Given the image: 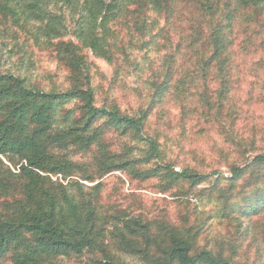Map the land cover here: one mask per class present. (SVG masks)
Listing matches in <instances>:
<instances>
[{
  "label": "rangeland",
  "instance_id": "374dc122",
  "mask_svg": "<svg viewBox=\"0 0 264 264\" xmlns=\"http://www.w3.org/2000/svg\"><path fill=\"white\" fill-rule=\"evenodd\" d=\"M21 1L0 0V5L12 10L0 9V74L24 79L26 87L45 93L66 92L71 88V74L58 48L73 43L87 69L83 84L91 88L97 107L115 106L122 114L136 115L152 106L140 136L121 135L100 121L96 128L103 149L140 160L142 171L155 168L159 162L177 173L187 170L205 177L194 187L183 183L163 191L166 181L161 177L141 180L128 172L102 174L97 168L98 143L83 149L71 144L52 145L49 149L54 155L75 165L65 176L40 173L54 184L58 196L65 192L77 201L89 199L104 215L116 220L144 216L165 220L174 227L192 225L198 232L195 249L212 251L233 263L264 264V209L243 212L254 203L259 190L264 193V167L247 168L236 184L230 183L234 166L247 167L256 154L264 153V50L251 47L242 60L238 59L236 72L228 76L238 86L226 94L228 102L213 119L205 118L197 106L184 108L180 93L171 87L177 81L173 67L180 65L175 59L177 40L180 35L188 36L198 15L207 18L204 30L213 21L224 31L226 47L239 43L238 0L237 5L234 0H103L104 12L110 14L102 29L111 63L95 56L79 38L88 30V21L82 23L83 0L41 1L39 11L48 21L31 17ZM191 2L197 5L196 12ZM165 3L169 5L164 8ZM258 13L264 20L263 7ZM181 71L187 73L183 63ZM159 86L160 96L156 95ZM78 107L79 103L72 101L58 108L56 128L64 130L72 125L78 118ZM147 139L156 142L158 160L142 161L149 151ZM16 162L0 155L3 178L15 179L9 178V172L17 174L25 164ZM186 191L190 203L185 206ZM109 250L120 264H147L114 247ZM11 257L8 253L0 264H12ZM53 264L81 263L60 257Z\"/></svg>",
  "mask_w": 264,
  "mask_h": 264
},
{
  "label": "trees",
  "instance_id": "16d2710c",
  "mask_svg": "<svg viewBox=\"0 0 264 264\" xmlns=\"http://www.w3.org/2000/svg\"><path fill=\"white\" fill-rule=\"evenodd\" d=\"M41 1L21 2L31 17L48 21L39 11ZM83 2L82 23L88 21V30L79 38L95 56L111 63L110 48L106 46L102 29L110 14L104 12L103 0ZM168 5L165 3L164 8ZM190 6L196 12L197 5L191 2ZM7 7L0 5L3 12H11ZM260 7L264 8V0H238L237 31L241 38L233 47H226V35L213 25V21L204 30L203 21H207L204 15L197 16V24L190 28L188 36L180 35L175 49V59L180 65L173 67L177 69L172 73L177 76V81L174 80L171 87L180 93L179 100L184 108L197 106L205 118L210 119L222 111L228 102L226 94L238 86L228 78L231 72H236L238 59L242 60L251 47L264 50V25H260L264 20L258 18ZM173 15L180 16L174 12ZM51 32L55 33L53 29ZM58 49L71 74V88L66 92L45 93L26 87L24 79L0 74V155L16 159V163H25L17 174L9 172V178L14 177V180L0 174L3 199L0 202V259L12 253V264H53L60 257L78 260L81 264H120L110 253L109 248L114 247L122 253L140 257L147 264H239L223 260L212 251L195 249L198 234L195 226L174 227L165 220L144 216L116 220L104 215L89 199L77 201L65 192L59 197L50 179L40 175L65 176L70 169H75L71 162H63L54 155L50 146L71 144L83 149L96 145L100 136L96 125L100 121L107 129L121 135L140 136L152 108L149 105L146 111L128 115L115 106L97 107L91 88L87 83L83 84L88 77L87 69L77 47L72 43ZM182 63L186 65L187 73L181 71ZM160 93L159 86L156 95L160 96ZM72 101L79 103L78 118L67 129L59 130L56 128V111ZM147 140L149 151L142 161L158 160L156 142ZM98 144L97 168L102 174L128 172L141 180L161 177L166 181L163 191L183 183L194 187L205 181L199 174L187 170L177 173L170 165L159 162L155 168L142 171L140 160L134 161L125 154L107 153L100 141ZM248 163L251 164L247 167L231 169L230 183L236 184L247 168L264 167V153L256 154ZM183 195L187 196L182 202L186 206L190 196L187 191ZM246 208L243 212L264 209L262 190L254 203ZM111 225L112 230H109ZM108 231L112 245L107 243Z\"/></svg>",
  "mask_w": 264,
  "mask_h": 264
}]
</instances>
